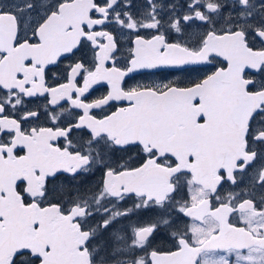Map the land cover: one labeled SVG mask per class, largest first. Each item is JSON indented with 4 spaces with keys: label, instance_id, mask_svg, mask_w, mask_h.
I'll return each instance as SVG.
<instances>
[{
    "label": "snow or ice",
    "instance_id": "1",
    "mask_svg": "<svg viewBox=\"0 0 264 264\" xmlns=\"http://www.w3.org/2000/svg\"><path fill=\"white\" fill-rule=\"evenodd\" d=\"M0 264H264V0H0Z\"/></svg>",
    "mask_w": 264,
    "mask_h": 264
},
{
    "label": "flooded vegetation",
    "instance_id": "2",
    "mask_svg": "<svg viewBox=\"0 0 264 264\" xmlns=\"http://www.w3.org/2000/svg\"><path fill=\"white\" fill-rule=\"evenodd\" d=\"M66 63V62H65ZM63 66V65H61ZM159 79L163 78L164 74H165V71H158L155 73ZM133 75V79H127V82H126V87H130L132 86V82H135V80H137V74H132ZM106 94V86H95L93 90H91V94L89 95V99H94V98H97L101 95H104ZM114 110V109H113Z\"/></svg>",
    "mask_w": 264,
    "mask_h": 264
}]
</instances>
